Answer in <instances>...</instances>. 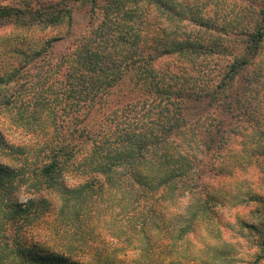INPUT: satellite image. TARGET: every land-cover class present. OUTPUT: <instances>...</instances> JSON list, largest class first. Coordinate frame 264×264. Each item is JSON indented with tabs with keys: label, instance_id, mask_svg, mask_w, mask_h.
<instances>
[{
	"label": "trees",
	"instance_id": "1",
	"mask_svg": "<svg viewBox=\"0 0 264 264\" xmlns=\"http://www.w3.org/2000/svg\"><path fill=\"white\" fill-rule=\"evenodd\" d=\"M263 41L264 0H0V112L45 135L0 163V264H206L229 198L264 259Z\"/></svg>",
	"mask_w": 264,
	"mask_h": 264
},
{
	"label": "rangeland",
	"instance_id": "2",
	"mask_svg": "<svg viewBox=\"0 0 264 264\" xmlns=\"http://www.w3.org/2000/svg\"><path fill=\"white\" fill-rule=\"evenodd\" d=\"M73 12V27L74 33L79 34L84 30V27L88 19V8L87 4H82L80 1L71 3ZM1 44V43H0ZM1 46V45H0ZM2 50L0 49V76L6 74L3 72L4 67L2 66L6 62V55H1ZM14 62L17 58H12ZM249 68L248 71H251ZM258 72H259V82L255 88L257 89L258 99L256 114L259 120L260 127L264 131V41L262 44L260 58L258 59ZM18 86H13L8 92H15ZM2 91V87H0ZM25 88V87H24ZM37 89L27 91L26 93H19L20 96L24 94L32 95ZM24 97H20L18 102L13 103L8 107H4L0 112V139L3 141L0 145V163L13 166L16 169L20 167H27L24 164L23 154L15 151V149L22 147L25 150V155L33 156L35 155L34 148L38 146L41 140L44 139L45 135L38 134L35 131L26 130L22 126H15L14 119L18 114L17 106L24 107L23 104ZM25 103V102H24ZM16 107V108H15ZM10 149H5L9 147ZM33 154V155H31ZM34 167V163L31 165ZM30 172V171H29ZM32 174V172H30ZM24 187L18 193V198L20 201H25L27 199L26 192L23 191ZM241 198V197H240ZM239 199V198H238ZM241 203V202H240ZM235 200L229 198L227 201L223 202L221 206H218V210L223 216L221 234L219 237H209L206 240V244L201 242V238L194 239L195 246H199L205 251L206 264H249L255 258L258 250L255 246L253 236L250 234L248 229L243 226V222L251 223L253 219L250 217L251 213L248 211L250 207L246 206L244 203L237 204L238 207L235 208L233 205ZM255 221V220H254ZM257 221V220H256ZM257 264H264V259L260 260Z\"/></svg>",
	"mask_w": 264,
	"mask_h": 264
}]
</instances>
